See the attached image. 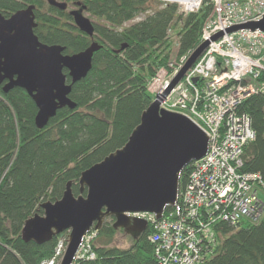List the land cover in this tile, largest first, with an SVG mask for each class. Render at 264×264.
Wrapping results in <instances>:
<instances>
[{
  "label": "trees",
  "instance_id": "1",
  "mask_svg": "<svg viewBox=\"0 0 264 264\" xmlns=\"http://www.w3.org/2000/svg\"><path fill=\"white\" fill-rule=\"evenodd\" d=\"M59 1L67 2V10L44 0H0L6 18L33 5L34 34L44 44L63 46L64 54L85 50L93 42L102 46L93 54L85 78L71 87L75 108L59 109L42 129L35 125L37 108L29 95L18 87L4 93L0 84V264H41L54 256L59 235L43 244L25 242L26 220L43 215L41 204L60 199L68 183L79 195L82 172L125 145L153 100L149 82L161 69L172 72L173 45L176 57H182L201 44L202 27L212 10L207 0L188 14L174 4L162 6L159 0ZM77 5L93 19L91 37L68 14ZM63 72L70 83L67 70ZM256 81L262 90L237 108V113L248 115L255 132L243 149L240 171L259 173L264 179V72ZM190 165L180 173V187ZM259 197L264 202V185ZM113 222L105 218L96 231L91 245L96 259L74 264H156L147 227L122 249L113 245ZM212 236L202 264H264V213L256 221L219 222L212 226Z\"/></svg>",
  "mask_w": 264,
  "mask_h": 264
},
{
  "label": "water",
  "instance_id": "2",
  "mask_svg": "<svg viewBox=\"0 0 264 264\" xmlns=\"http://www.w3.org/2000/svg\"><path fill=\"white\" fill-rule=\"evenodd\" d=\"M46 1L61 11L68 8L65 1ZM33 10L34 6L29 5L7 18L0 12V84L4 93L18 87L29 95L37 108L35 125L42 129L59 109L75 108L69 97L71 87L85 78L93 54L102 46L93 42L85 50L64 54L63 46L40 42L33 32L36 27ZM83 13L84 9L78 5L68 12L74 25L91 37L94 26ZM239 29L264 32V15L259 21L222 30L211 36L212 41ZM208 44L202 42L189 55L166 90L142 113L125 145L82 172L79 195L73 194L68 183L60 199L41 204L43 215L35 214L26 220L22 228L25 242L43 244L68 232L59 264H72L82 237L91 229L99 230L105 218L114 219V229L141 233L146 221L132 217L133 214L149 213L159 218L164 208L174 203L181 171L206 154L208 137L188 117L163 109L160 104ZM63 70H67L70 83Z\"/></svg>",
  "mask_w": 264,
  "mask_h": 264
},
{
  "label": "built area",
  "instance_id": "3",
  "mask_svg": "<svg viewBox=\"0 0 264 264\" xmlns=\"http://www.w3.org/2000/svg\"><path fill=\"white\" fill-rule=\"evenodd\" d=\"M159 1L176 4L184 13L197 12L206 2ZM207 1L212 10L202 27L201 43L208 41V47L178 85L176 99L167 105L168 110L183 114L203 130L208 137L206 154L190 163L185 184L178 187L174 203L165 207L159 218L149 213L132 215L147 223L156 264H202L204 248L214 240L213 225L256 221L264 213L259 197L262 175L240 171L243 149L254 140L255 132L248 115L237 113L244 99L263 88H254L252 81L264 72V32L239 29L215 41L211 38L229 27L261 20L264 0ZM186 58L181 57L178 68ZM96 231L82 237L72 264L96 259L91 249ZM64 235L59 237L54 256L41 264H55L63 256Z\"/></svg>",
  "mask_w": 264,
  "mask_h": 264
},
{
  "label": "rangeland",
  "instance_id": "4",
  "mask_svg": "<svg viewBox=\"0 0 264 264\" xmlns=\"http://www.w3.org/2000/svg\"><path fill=\"white\" fill-rule=\"evenodd\" d=\"M44 1L47 3L46 0H44ZM223 1L226 2V0H223ZM71 9L74 10L75 7L74 6H71L69 8V10H71ZM179 11L181 12L180 9H179ZM83 14L86 17H88L91 21H93V19L90 18V16L88 14H86V13H83ZM131 23L132 22H130L128 24H131ZM173 46H174L173 47L174 49L172 51L173 55L171 57V62L172 63L170 64L171 67L173 68L172 72L171 73H168L166 71V69H161L159 71V73L148 84V90L153 95V100L155 99V97L157 95H159V94L161 95L166 90V87L169 85L170 81L173 79V77L177 74L178 70L180 69L178 67L180 65L181 57H176V46L175 45H173ZM189 55L186 56V57L188 58ZM187 58H186V60H187ZM182 81H183V78L174 87V91L172 90L170 92V94H168V96L165 99L161 100V104H160V107L161 108L168 110L167 105L169 104V102H171V101H173V100L176 99V93H174V92H175V90H177L178 85L181 84ZM252 84H253L254 88L259 87V85L257 84V81H252ZM261 197H263V196L261 195ZM63 233L66 235V236L64 235V238L66 237V239L68 241V232H66V233L63 232ZM139 236H140V232H138V231H131V230H127V229H124V228H119V229H117V233H116V235L114 237L113 245L114 246H117L119 248H122V249L128 248L135 240H137V238ZM61 258H58L56 260V263L55 264H59Z\"/></svg>",
  "mask_w": 264,
  "mask_h": 264
},
{
  "label": "bare ground",
  "instance_id": "5",
  "mask_svg": "<svg viewBox=\"0 0 264 264\" xmlns=\"http://www.w3.org/2000/svg\"><path fill=\"white\" fill-rule=\"evenodd\" d=\"M91 230H94V229H91ZM80 243H81V242H80ZM79 246H80V244H79ZM79 246H78V248H77V251H76V253L78 252Z\"/></svg>",
  "mask_w": 264,
  "mask_h": 264
}]
</instances>
